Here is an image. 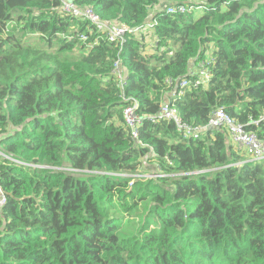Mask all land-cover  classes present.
<instances>
[{
    "label": "trees",
    "instance_id": "1",
    "mask_svg": "<svg viewBox=\"0 0 264 264\" xmlns=\"http://www.w3.org/2000/svg\"><path fill=\"white\" fill-rule=\"evenodd\" d=\"M198 2L194 19L166 12L193 0H76L107 23L155 21L150 53L144 35L120 52L94 45L57 0H0V153L25 164L0 156V264H264V160L225 130L184 140L164 120L144 119L132 141L110 74L119 57L148 118L175 90L167 79L211 58L207 85L175 103L181 118L205 126L222 108L264 142V0ZM156 166L165 177L121 176Z\"/></svg>",
    "mask_w": 264,
    "mask_h": 264
},
{
    "label": "built area",
    "instance_id": "2",
    "mask_svg": "<svg viewBox=\"0 0 264 264\" xmlns=\"http://www.w3.org/2000/svg\"><path fill=\"white\" fill-rule=\"evenodd\" d=\"M60 3V12L66 16L78 19L86 23L90 28V34L93 31L97 33L94 45L98 42L104 41L110 45H114L119 48V52L122 50L123 46L127 42V38L132 35H144L145 43L147 46V52H154L156 48V40L153 38L152 31L156 26V22L149 21L143 26L137 28H130L126 25L118 23H107L101 19L92 8L90 7H78L76 5V0H57ZM198 0H193V4L189 6H177L169 7L167 9L168 14H185L190 11L199 8L202 10V6L198 5ZM148 37V39H146ZM81 41L84 43L87 40V36L83 35L80 37ZM212 63L211 58H206V60L200 61L194 71L189 73V78L179 79L177 81L172 79H167L165 81L166 90L174 87V92L171 93L169 100L163 99L160 103L159 111L156 115L148 118L141 117L138 111V104L134 98L127 97L124 90L127 86L128 75L122 66V62L119 57L112 64L110 71L111 76L116 83L117 88L120 91V97L125 103L123 108V122L125 127L128 129L130 134V139L135 142L138 140V128L142 121L146 119L147 121L154 123L158 120H164L166 122L172 123L179 132L184 140H197L200 139L209 128L214 130H225L229 136L230 142L238 149L244 150L246 155L252 161H263L264 160V142L259 140L257 136L248 132L245 129V125L237 123L234 119L229 117L222 108H218L213 111L207 121L205 126H193L181 118L178 110L176 109L175 103L181 98L186 89H198L199 87L206 86L210 80L209 67ZM191 78V79H190ZM264 120V115L260 118ZM253 125H257L258 121H252ZM6 160L13 162L15 164L25 165L10 156H3ZM171 166V163H168ZM30 166V165H29ZM35 168H40L39 166H34ZM157 172L151 176H132V175H121L127 178H161L165 177L159 170L160 168L156 166ZM132 183H130V186ZM6 204V196L0 187V209Z\"/></svg>",
    "mask_w": 264,
    "mask_h": 264
},
{
    "label": "rangeland",
    "instance_id": "3",
    "mask_svg": "<svg viewBox=\"0 0 264 264\" xmlns=\"http://www.w3.org/2000/svg\"><path fill=\"white\" fill-rule=\"evenodd\" d=\"M202 15V10H197L196 12L193 13V17L194 19H197L199 18L200 16ZM146 39H148V37H146ZM0 156L3 157V155L0 153ZM247 159V157H246ZM41 169H45V167L43 166H39ZM61 171L63 172H70V174L76 178L78 177H83L84 175H86L87 172H82V173H79V172H76V171H73L72 169H70L68 166H64L63 168L60 169ZM130 220V219H129ZM132 227H129L127 229H125V231H127L128 234L132 233L133 232V227H134V221H132Z\"/></svg>",
    "mask_w": 264,
    "mask_h": 264
},
{
    "label": "water",
    "instance_id": "4",
    "mask_svg": "<svg viewBox=\"0 0 264 264\" xmlns=\"http://www.w3.org/2000/svg\"><path fill=\"white\" fill-rule=\"evenodd\" d=\"M209 131H215L213 128H209Z\"/></svg>",
    "mask_w": 264,
    "mask_h": 264
},
{
    "label": "bare ground",
    "instance_id": "5",
    "mask_svg": "<svg viewBox=\"0 0 264 264\" xmlns=\"http://www.w3.org/2000/svg\"><path fill=\"white\" fill-rule=\"evenodd\" d=\"M198 9H199V8H196V9H195V12H196ZM180 134H181V132H180ZM1 190H2V189H1Z\"/></svg>",
    "mask_w": 264,
    "mask_h": 264
}]
</instances>
